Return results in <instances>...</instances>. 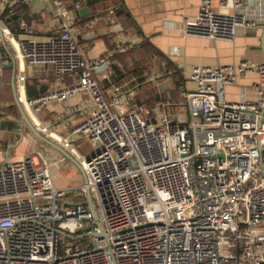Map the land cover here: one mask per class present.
<instances>
[{"label":"built area","instance_id":"built-area-1","mask_svg":"<svg viewBox=\"0 0 264 264\" xmlns=\"http://www.w3.org/2000/svg\"><path fill=\"white\" fill-rule=\"evenodd\" d=\"M28 1L0 0V30L15 41L11 53L22 68L49 66L58 80L77 77L70 86L24 98L33 115L78 94L90 98L91 109L76 126L56 117L68 131L61 143L51 139L81 166L86 182L77 188L83 197L72 202L40 152L6 163L0 264H264V64L193 67L195 89L182 93L186 113L170 118L153 108L147 120L132 94L101 85L96 75L108 57L86 58L63 0H48L59 23L54 36L15 40L1 15ZM263 19L264 0H220L217 7L200 0L182 33L232 40L238 29H254ZM248 74L256 76L249 88L257 100L242 94L227 101L225 88ZM17 78L21 88L25 77ZM83 140L92 151L87 158L74 146ZM64 163L59 155L54 164Z\"/></svg>","mask_w":264,"mask_h":264},{"label":"crops","instance_id":"crops-1","mask_svg":"<svg viewBox=\"0 0 264 264\" xmlns=\"http://www.w3.org/2000/svg\"><path fill=\"white\" fill-rule=\"evenodd\" d=\"M230 0H226L229 5ZM66 8L71 10L70 17L74 22L77 32V39L86 58L95 59L108 57V67L102 69L96 76L102 86L116 85L120 88L121 94H132L136 99V90L130 88L131 82H136L132 77L125 80L128 70L127 65L134 66L142 55L150 58L151 64H157L161 70L168 71V74L159 75L169 80L170 71L176 77L174 87L176 92L165 91L155 103L146 107L147 120L152 119V109L167 114L170 118H176L184 111L182 93L193 91L195 84L189 79L193 67L231 65L240 61H251L264 64V54L261 50L264 19L258 27L250 30L238 29L232 40H210L204 37L188 36L182 33L183 20L195 18L200 0H63ZM81 4V9H88L86 15H80L79 10L74 9L76 3ZM220 0H212L214 7H217ZM80 9V10H81ZM6 27L13 33L15 40L36 39L44 40L57 33L58 22L54 16V9L47 1L29 0L25 5H17L12 14L1 15ZM35 23L30 31L27 24ZM92 23L88 29L86 24ZM11 48L15 46L14 40H8ZM0 41V53L5 62L0 69V163L1 168L8 162H14L26 156H33L40 152V148L46 150V146L40 144L26 126H19L20 114L14 100V91L11 87L12 68L6 67L11 64V59ZM119 47H126L125 52H116ZM139 47L142 50H136ZM136 50V51H135ZM134 53V55H133ZM156 61V62H155ZM146 62V61H145ZM142 67V64L138 62ZM149 64V63H148ZM147 64V65H148ZM115 71L121 72L117 75ZM24 75L23 88H20L17 76ZM4 76H8L7 84L4 83ZM15 94L23 104L24 111L31 122L39 128L42 124L26 108L24 98L33 100L44 92L51 89L63 88L74 84L76 76L68 75L58 80L54 76L51 67L19 66L16 62L15 73ZM172 76H170L171 78ZM256 80V76L248 74L237 80L235 86L225 88V99L231 102H238L244 94L248 101H256L257 96L249 88ZM163 82L162 88H166ZM5 86H8V91ZM125 88V89H124ZM8 96L11 102L7 100ZM21 98V99H20ZM91 101V100H90ZM91 109V102L86 94H78L68 98L61 103H51L43 108L47 113L44 123L50 125V129L43 128L51 139L58 143L63 141L68 131L62 122H68V127H74L85 119V114ZM42 110V111H43ZM80 111L82 115L76 114ZM61 116V121L56 117ZM61 128V130H59ZM69 128V129H70ZM40 142V143H39ZM22 145V150L9 157L12 148ZM61 155L56 151L53 154V161L56 162ZM68 164L64 167H67ZM57 167V164H56ZM72 167L75 166L72 164ZM0 168V169H1Z\"/></svg>","mask_w":264,"mask_h":264},{"label":"rangeland","instance_id":"rangeland-1","mask_svg":"<svg viewBox=\"0 0 264 264\" xmlns=\"http://www.w3.org/2000/svg\"><path fill=\"white\" fill-rule=\"evenodd\" d=\"M33 25H35V23H29L27 24V30L30 31L31 29H29V27H32ZM2 44V43H1ZM3 47H6V49L11 53V46L9 44L8 38H4V43H3ZM138 50V49H137ZM1 57H4L2 53H0ZM141 59L142 61V67H138L137 69L139 70L138 74L135 75L134 73L127 75V77L125 78V80H129L132 77H134L136 79V82H131L129 85H127L130 88H134L136 90V99L142 103H149V104H144L146 107H148L149 105H153V103H155V98L159 99L158 94H162L167 91H172L175 87V84H177L176 82V77H174L173 72L170 71V76H172L170 78L169 76V80H167L165 82L166 77L168 76H164L158 79L159 75H165L168 74V71L165 70H161L159 68V66L157 64H151L150 63V58L145 57L144 55L140 56L138 58V60ZM146 61V62H145ZM156 62V61H155ZM149 63V64H148ZM148 64V65H147ZM138 66H140L139 64H137ZM128 70L126 71V73L128 74L130 71H132L133 69H135V66H130L129 64L127 65ZM65 77V76H64ZM63 77V78H64ZM7 78L8 76H4V83L7 84ZM163 82H165V86L167 88V90L165 88H162ZM6 90L8 91V86H5ZM125 89V88H124ZM176 92V89L175 91ZM9 92H7V100L8 102H11V98L8 96ZM182 97V96H181ZM183 99V98H182ZM89 103H90V98H89ZM182 113H186L185 107H184V111ZM37 120L41 123L44 124L45 120L48 119L47 117V113L45 110L41 111L38 113V115H34ZM61 130V128L59 129ZM41 142V141H40ZM39 142V143H40ZM40 144H43L44 146H46V150H43L40 148V151L42 152L43 157L45 158V160L51 164L50 166V172L52 173V176L54 178V182H55V186L59 189H70L71 193L67 194L68 200L75 202L77 200L72 199V197H83L82 193L79 189H77L81 183H83L82 181V176L80 174V172L78 171V169L75 167H72V163L68 161V163H64V164H59L56 165L52 162L54 157L56 156V151L54 148H52L51 146H49L46 143L41 142ZM75 148L77 149V151L83 155L84 157H89L91 155V147L88 141H79L77 144L74 145ZM22 150V145H20L17 149L16 148H12L11 149V153L9 154V157H13L14 154H16L18 151ZM53 154H55V156L53 157ZM35 154H33L34 156ZM18 161V160H17ZM68 164L67 167H64ZM2 164L0 163V168H1Z\"/></svg>","mask_w":264,"mask_h":264},{"label":"water","instance_id":"water-1","mask_svg":"<svg viewBox=\"0 0 264 264\" xmlns=\"http://www.w3.org/2000/svg\"><path fill=\"white\" fill-rule=\"evenodd\" d=\"M87 13H88L87 8L79 10V14L82 16L86 15ZM0 41L2 43H4V35L2 34L1 30H0ZM5 49H6V47H5ZM261 50L264 54V27H263V35H262V40H261ZM6 51H7L8 55L11 59V64L7 65L6 67H11L13 70L12 77H11V87L14 91L15 104H16L18 111H19V114H20L19 126L21 128H23V126H26L28 128V130L33 134V136H35L38 140H40L43 143L48 144L49 146H51L52 148L57 150L65 159L69 160L78 169V171L80 172V174L82 176V181L85 183L86 182V176H85L81 166L76 162V160L69 153H67L63 148H61L56 143H54L48 135H46L42 131L38 130L37 127L31 122V120L26 115L24 108L22 107L21 101L18 100V97L15 94L16 62H15V59L13 58L12 53H10L7 49H6ZM86 199H87L86 201H87L88 206L90 207V209L93 212L92 202H91V198H90V195L88 192H86Z\"/></svg>","mask_w":264,"mask_h":264},{"label":"trees","instance_id":"trees-1","mask_svg":"<svg viewBox=\"0 0 264 264\" xmlns=\"http://www.w3.org/2000/svg\"><path fill=\"white\" fill-rule=\"evenodd\" d=\"M143 48H141V47H139L138 48V51L139 50H142ZM137 50V49H136ZM135 50V51H136ZM133 55H134V53H133ZM143 61V60H142ZM142 61H138L139 63H142ZM138 62H137V64H138ZM137 64H135L134 66H135V69H133L132 71H130L127 75H129V74H132V73H134L135 75H137L138 74V72H139V70L137 69L138 68V65ZM132 72V73H131ZM115 73L117 74V75H120L121 74V72H119V71H115ZM127 77V76H126ZM125 77V78H126ZM175 89H177V87H175L171 92H174L175 91ZM138 103H140V104H149V103H142L141 101L139 102L138 101Z\"/></svg>","mask_w":264,"mask_h":264},{"label":"bare ground","instance_id":"bare-ground-1","mask_svg":"<svg viewBox=\"0 0 264 264\" xmlns=\"http://www.w3.org/2000/svg\"><path fill=\"white\" fill-rule=\"evenodd\" d=\"M25 106H26V104H25ZM26 108H28V106H26ZM29 109V108H28ZM42 127H43V125H42ZM44 128V127H43Z\"/></svg>","mask_w":264,"mask_h":264}]
</instances>
